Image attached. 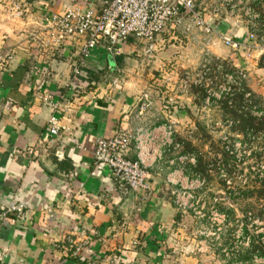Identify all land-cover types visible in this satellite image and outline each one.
<instances>
[{
	"label": "crops",
	"instance_id": "0c3cea01",
	"mask_svg": "<svg viewBox=\"0 0 264 264\" xmlns=\"http://www.w3.org/2000/svg\"><path fill=\"white\" fill-rule=\"evenodd\" d=\"M104 1L0 0V264H80L68 237L88 241L99 264H113V259L118 264H161L164 249L172 248L183 215L173 203L167 170L152 173L150 192L125 195L111 170L96 167L94 157L98 139L191 119L178 113L181 102L169 113L163 110L169 77L165 64L160 58L155 68L166 74L158 84L143 60L157 57L165 42L183 37L161 38L151 57L145 55L146 43L133 38L113 52L105 42L80 74L76 62L84 39L47 49L35 40L46 14L99 10ZM12 3L21 6V18L11 15ZM219 28L237 36L247 32L233 20ZM188 43L192 62L200 57L199 42ZM211 50L224 61L233 55L218 40ZM241 54V60L232 56L234 65L259 68L260 59L251 61L256 55ZM143 93L151 94L154 105L137 118V99ZM47 96L64 108L58 117L65 131L55 139L46 136L54 114ZM129 157L136 159L133 152ZM18 202L26 205L23 219L5 211Z\"/></svg>",
	"mask_w": 264,
	"mask_h": 264
},
{
	"label": "built area",
	"instance_id": "2783aa9c",
	"mask_svg": "<svg viewBox=\"0 0 264 264\" xmlns=\"http://www.w3.org/2000/svg\"><path fill=\"white\" fill-rule=\"evenodd\" d=\"M10 12L14 18L23 16L21 6L16 3H12ZM228 20L235 21L236 28L245 26L247 32L242 36L222 32L219 25ZM41 28L35 40L46 49L59 48L66 40L84 39L76 62L79 74L93 51L105 42L108 51L113 52L133 38L146 43L145 55L151 57L163 37H183L190 42L198 40L196 44L201 59L198 68L205 76L215 73L224 80L219 86V94L209 91L205 100L207 106L219 104L222 98L228 99L232 105L234 97L243 93L244 110L252 97L245 86L249 77L247 71L231 63L234 69L214 56L211 48L215 40L235 54L245 52L248 58L252 55L257 59L264 58V0H105L99 10L72 8L63 15L46 14ZM165 82L167 88L172 87L169 77ZM202 82L186 71L172 87V93H163V110L169 113L175 109L179 98L188 97L191 89L201 86ZM51 98L45 97V102L52 105L54 111L48 121L46 136L55 139L65 131L58 117L64 108L58 102L53 104ZM153 105L151 94L143 93L137 99V118L151 110ZM182 148V143L177 140L176 123L170 121L152 128L123 130L112 137L98 139L94 164L108 167L125 195L150 192L152 173L162 174L167 170L166 183L172 188L173 203L178 211L187 212L195 207V194L205 186V181L198 175L187 173L186 165H195V158L180 154ZM131 152L135 154V160L130 159ZM25 208L24 203H11L5 211L16 213L19 219H23ZM66 241L80 264H99L88 241L77 242L71 237ZM111 263L118 264V260L113 259Z\"/></svg>",
	"mask_w": 264,
	"mask_h": 264
},
{
	"label": "rangeland",
	"instance_id": "374dc122",
	"mask_svg": "<svg viewBox=\"0 0 264 264\" xmlns=\"http://www.w3.org/2000/svg\"><path fill=\"white\" fill-rule=\"evenodd\" d=\"M174 41L165 42V49L157 57L141 59L158 84L167 74L173 87L186 71L192 72L195 80L203 81L191 89L188 97L179 98L177 107L182 104L178 113L186 112L185 116L191 119L176 123V129L183 147L180 154L195 158V165H186L187 173L200 176L205 186L195 194L192 210L178 211L183 218L173 235L172 248L163 251L161 264H264L256 253L249 259L251 239L260 240L264 246V197L260 195L264 186V124L262 129L255 125L257 128L248 129L247 133L243 129L246 119L264 116V61L259 60V68L247 62L239 67L249 75L245 86L252 97L244 110L229 103L230 111H238L234 115L225 107L226 98L219 104H205L209 91L221 92L219 86L224 80L215 73L205 76L198 68L200 57L194 56L188 62L191 47L185 38ZM237 54L233 52L226 60L234 69L232 56L237 60L242 57ZM159 59L165 64L166 74L155 70ZM256 59L254 56L251 61ZM172 87H166L164 94L172 93Z\"/></svg>",
	"mask_w": 264,
	"mask_h": 264
},
{
	"label": "trees",
	"instance_id": "16d2710c",
	"mask_svg": "<svg viewBox=\"0 0 264 264\" xmlns=\"http://www.w3.org/2000/svg\"><path fill=\"white\" fill-rule=\"evenodd\" d=\"M244 101H245L244 94L243 93L242 94H237L234 97V99H233V104L235 105V108H240V107H243V102ZM228 104H229V101L226 100L225 107L227 108L228 112H230V113L232 112V113H234V115H236V113L238 111L236 112V109H234L233 111H230ZM257 121H259V122H257ZM256 123H258V124H256ZM263 124H264V116H261L260 118H257V117H254L253 118V117H251L249 119H246L245 125H243L244 126L243 129L247 130V131L244 130L247 133V132H249L248 129H253V127H256L255 125H261V127L258 128V129H262ZM260 195L262 197H264V186L262 187V189H260ZM250 241H251V247L250 248L252 249L251 250L252 252L250 253L251 254V257L249 259L251 260V258L254 257V254L255 253H256V256L257 257L264 259V246L261 244L260 240H257L256 241V238H254V239H251ZM255 242H257V244H255ZM243 260L245 261V258H242V261Z\"/></svg>",
	"mask_w": 264,
	"mask_h": 264
}]
</instances>
